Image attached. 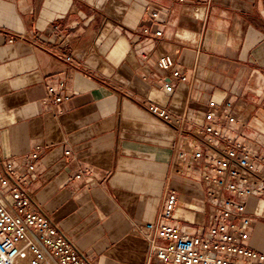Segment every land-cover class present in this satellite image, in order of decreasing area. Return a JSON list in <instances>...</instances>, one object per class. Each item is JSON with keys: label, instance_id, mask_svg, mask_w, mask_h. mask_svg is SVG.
<instances>
[{"label": "crops", "instance_id": "crops-1", "mask_svg": "<svg viewBox=\"0 0 264 264\" xmlns=\"http://www.w3.org/2000/svg\"><path fill=\"white\" fill-rule=\"evenodd\" d=\"M148 24L162 37L143 58ZM170 50L186 80L167 94L156 59ZM211 101L230 102L245 124L229 127L264 150V0H0V156L25 170L42 147L25 187L94 264H145L132 229L157 218L168 189L170 222L204 220L198 171L172 172L175 131L147 107L187 128ZM246 212V244L261 252L264 200Z\"/></svg>", "mask_w": 264, "mask_h": 264}, {"label": "built area", "instance_id": "built-area-1", "mask_svg": "<svg viewBox=\"0 0 264 264\" xmlns=\"http://www.w3.org/2000/svg\"><path fill=\"white\" fill-rule=\"evenodd\" d=\"M157 14L153 11L149 21H154ZM53 29L58 32L57 43L62 45L59 26ZM140 36L138 43L149 47L141 51L146 58L162 31L143 25ZM14 40L23 37L13 36L8 42ZM174 57L170 50L156 59L164 75L159 79L161 87L167 94L186 80ZM208 107L204 122L187 128L182 119L171 120L167 108L155 104L147 107L175 131L172 172L188 177L198 171L205 193V217L202 222H170L178 195L166 190L157 218L135 224L132 229L147 242L145 264H264V250L256 251L246 244L254 218L246 212V200H264V150L256 148L254 135L229 127L245 124L230 102L211 101ZM41 151V146L31 149L25 170L0 156V264H94L42 211L25 187Z\"/></svg>", "mask_w": 264, "mask_h": 264}]
</instances>
